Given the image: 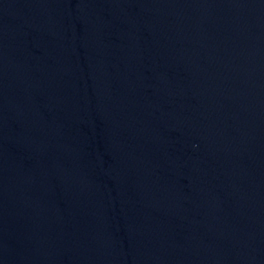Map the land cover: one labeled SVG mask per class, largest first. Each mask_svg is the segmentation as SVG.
<instances>
[{
	"label": "water",
	"instance_id": "water-1",
	"mask_svg": "<svg viewBox=\"0 0 264 264\" xmlns=\"http://www.w3.org/2000/svg\"><path fill=\"white\" fill-rule=\"evenodd\" d=\"M0 264H264V0H0Z\"/></svg>",
	"mask_w": 264,
	"mask_h": 264
}]
</instances>
